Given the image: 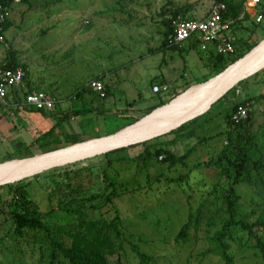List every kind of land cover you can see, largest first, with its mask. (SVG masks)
I'll list each match as a JSON object with an SVG mask.
<instances>
[{"label":"rangeland","instance_id":"374dc122","mask_svg":"<svg viewBox=\"0 0 264 264\" xmlns=\"http://www.w3.org/2000/svg\"><path fill=\"white\" fill-rule=\"evenodd\" d=\"M215 1L62 0L59 4L44 7L36 2L31 9L16 3L11 8L12 25L5 36L9 45L18 53L20 62L27 60L33 53L35 60L32 61V66L36 70L38 68L36 57L38 59V56L43 55L42 47L50 48L59 44L61 48L51 50L47 54L48 59H45L49 75L53 74L51 71L56 70L62 74L75 63L77 68L82 70L84 68L82 65L86 63L85 57L89 58L92 54L103 61L101 64L103 68L105 65L110 71L120 68L121 78L125 80L122 85H126L128 89L117 94L115 101L123 114L105 117L101 120L105 122L104 124L101 121L95 122L93 117L84 118L85 121L79 126L82 133L79 135V141H86L112 134L131 122L132 118L126 115L128 104L135 102L139 106L144 104L150 106L156 97L151 92V81L158 75L170 81L174 89H178L177 86L181 84V91L210 78L211 68H207L199 61L198 47L185 49L181 54L178 51L154 49L160 45L162 10L166 12L164 18H169L167 10L172 11L174 8L185 9L191 17L200 18ZM257 10L263 15L260 27L254 32L256 41L259 42L264 38V10L260 6ZM96 18L101 22H94L96 23L94 25L91 19ZM251 22L253 21L246 23L250 29ZM243 36L247 37L248 34ZM6 48L5 44H0V63L5 57ZM78 81L77 86L80 88L82 86ZM238 89L241 100L264 91V70L240 83ZM16 90L21 96V87L17 86ZM11 95L13 96L10 92L8 96ZM228 108L229 105L204 114L202 119L199 118L194 124L217 114L210 123L204 124L205 128L202 131H197L196 138L176 137L174 140L175 137L169 135L159 138L164 142L173 140L170 144H165V148L176 157L183 156L197 146L204 136H211L226 129L225 111ZM134 109L137 108L134 106ZM55 110L54 108L52 112ZM255 110L260 120L262 109L256 106ZM133 111L137 113L138 109ZM138 116L142 117V112ZM74 129L76 128L72 127L73 131H77ZM0 141V163L41 153L30 146L19 151H11L5 147L2 139ZM223 144L222 138H215L208 146H197L183 165L173 162L156 163L155 167L139 173L135 161L106 166L107 159L104 156L52 170L20 182L26 193L24 196L20 195L21 201L24 202L21 207L34 212L53 234L58 230H72L80 225L81 219L78 214L96 221L100 218L99 214L102 218L111 220L117 212L121 220L122 249L108 257L109 264H139L133 248L153 258V264H223L217 255L211 253L203 255L210 249L208 237L219 226L218 218L224 217L219 199H216L220 197L218 193L209 195L207 201L201 202L206 197L204 192L206 187L203 185L208 187L210 183L216 182L217 172L195 168L196 164L208 160L219 152ZM65 147L67 146L63 148ZM139 151V147H135L114 153L112 156H129ZM79 169L83 170L75 175ZM180 177L187 178L184 182L177 181ZM109 179L115 180L119 195L113 198L112 204L106 206L104 200L112 192ZM235 189L240 197L239 219L253 221L254 214L259 208V198L249 184L240 183ZM7 196L8 190L3 189L0 193L1 200H7ZM203 203L204 206L201 208L205 209L202 211L201 222L189 230L185 243H177L175 236L187 221L188 215L197 212ZM211 203H214V208L210 206ZM65 208L79 211L68 215L63 210ZM2 209L5 212L10 210L6 205L2 206ZM11 210L19 209L11 207ZM235 237L243 240L247 238L239 231H236ZM49 240L50 237L42 231L35 234L25 232L21 237L15 235L11 221H5L0 215V264H49L47 261ZM65 244L69 246L70 239L65 238ZM231 254L234 264H264L255 251L247 247L239 248L236 243L231 246Z\"/></svg>","mask_w":264,"mask_h":264},{"label":"trees","instance_id":"16d2710c","mask_svg":"<svg viewBox=\"0 0 264 264\" xmlns=\"http://www.w3.org/2000/svg\"><path fill=\"white\" fill-rule=\"evenodd\" d=\"M244 1L245 0L241 2H238L237 0L215 1V3H222L225 5L226 11L223 16L234 20L232 34L236 38V50L232 58L219 55L212 50L204 53L199 52L200 59L204 60L206 65L211 67L210 77L215 76L227 66L239 60L258 43L254 32L257 27H260V23H255L254 21L251 22L252 28L250 29V27L246 25L248 22L247 16L243 17L242 20H237V17H239L242 12ZM0 2L3 6L11 10L12 6L16 3H21L27 6L28 9H31L36 5V2L44 7L59 4L62 0H0ZM259 6L264 10V0H260ZM167 12L170 14L169 18H164L163 15L166 14L164 10L160 13L162 17L160 22L161 29H159L161 40L158 51L171 50L178 51L181 54L183 52L182 47L174 45L169 46V39L173 33L172 21L178 15L182 17L186 16L187 12L185 9L180 8H174L172 11L167 10ZM11 25L12 23L10 19H8L0 28V36L3 37V42L0 44H5L7 47L5 57L0 63V73L17 67H21L26 71L25 66L19 61L18 53L13 50L11 45H9L5 36L6 31ZM245 34H248V36L244 37L243 35ZM205 80L206 79L203 81ZM166 84L167 82L164 80H159L157 82V85L160 86ZM187 85H189V83H187ZM153 86L154 85L152 84V87ZM108 88L104 87L105 94L109 93ZM231 89L232 88L225 90L222 94ZM179 93L180 91L175 90L168 96V98H164L160 96V94H157L155 102L143 110L142 115L148 114L156 107L164 105ZM246 104L251 106V111L248 113L247 119L238 125H233L230 121L231 113L234 112L237 107L245 106ZM129 105L131 104H128L127 106ZM256 106L262 109L259 116L260 120L257 118L258 115L255 110ZM36 112L44 113L45 111ZM89 112V110L76 111L72 112V114L73 117H75ZM225 113L227 119L226 129L211 136H204L197 143V146H208L211 140H214L215 138H222L224 143L219 152L211 156L208 160L195 165L196 169L204 168L217 172L218 179L216 182L210 183L208 187L203 185L206 187L204 191L206 197L203 198L201 202L207 201L209 195L218 193L220 197H217L216 199H219V203L221 204L224 213L223 218H218L219 226L216 227L215 231L208 237L210 249L205 251V254L203 253V255L211 253L219 256L223 264H234V258L231 254V246L233 243H236L239 248L247 247L248 249L255 251L261 261L264 262V91L231 106L225 111ZM216 115L217 114L208 116L199 124H194L199 118H203V116H201L165 136H174V140L176 137L189 139L196 138L197 131H202L205 128L204 124L208 122L210 123ZM64 117L65 119L69 118V114H64ZM131 118V122L128 124L135 122L140 117L137 116ZM192 124L194 125L191 127ZM121 128H118L117 130ZM59 134L55 132V127L52 126L46 132L35 137L30 146L35 147L38 152L47 153L79 142V138L75 134L62 133L60 131ZM160 139L161 138H156L142 144L106 154L104 155L107 159L106 166H110L112 163L135 161L137 163V172L139 173L144 169L155 167L156 163L163 164L173 162L174 164L177 163L183 165L197 148V146H194L183 156L176 157L169 153L167 148H165V144L168 145L173 140L164 142ZM135 147H139L140 151L133 155L112 156L114 153ZM81 170L83 169H79L74 174H80ZM85 171H87V169ZM186 178L187 177H180L177 181L184 182ZM109 183L112 186V192L108 194L104 200L106 206L112 204L113 198L119 195L116 191L115 180L112 181L109 179ZM240 183L249 184L260 200L258 211L254 214V220L251 222L242 218L239 219L238 217V203L240 197L237 194L235 187ZM3 189L8 190V198H6L7 200L5 201H2L0 198V215L5 218V221H11L14 233L19 237L25 232L35 234L36 232L42 231L46 233V235L50 237L48 242L50 246L47 253V261L49 264H109L108 257L117 254L122 249L121 241L123 238L120 231L121 220L117 212H115V216L111 220L102 218L99 214L100 218L96 221H92L81 214H78L81 219L80 225L76 228L74 227L75 229L73 228L72 230L67 231L58 230L56 234H53V231L51 232L50 229L43 224L40 218L36 217L34 212L26 210V207H21L24 202L21 201L20 195L24 196L26 193H24V189L20 182L0 187V193ZM9 196H11V198ZM9 200L10 202H8ZM5 205L10 208V210H8L9 212H5L2 209V206ZM80 206L82 207V205ZM203 206L204 203L199 206L200 209H198L197 212L188 215L187 221L175 236V241L177 243H185L188 240L189 230L201 222L202 211L205 209L201 208ZM210 206L214 208V203H211ZM11 207H16L19 210H11ZM20 208H22V210ZM63 210L68 215L75 214L79 211L75 209L70 210V208H65ZM71 224L74 225L73 222H71ZM236 231H239L247 238L243 240L242 238L235 237ZM35 237L36 236L34 235V238ZM65 238L68 240L70 239L69 246H66ZM133 251L136 254L139 264H153V258L138 251L136 248H133Z\"/></svg>","mask_w":264,"mask_h":264},{"label":"crops","instance_id":"0c3cea01","mask_svg":"<svg viewBox=\"0 0 264 264\" xmlns=\"http://www.w3.org/2000/svg\"><path fill=\"white\" fill-rule=\"evenodd\" d=\"M91 22L95 25L96 23L94 22L100 23L101 21L96 18L95 20L91 19ZM89 26H91V23ZM60 48L59 44L56 46L52 45L50 48L42 47L43 51L41 53L43 55L40 57L38 56V59L36 57V64L38 66L37 70L32 66V61L35 60L34 56H32L33 53L27 58V60H22L21 62L26 70L25 79L18 86L21 87V96L19 91L16 90L17 87L10 88L8 94L11 92L13 96L11 95L9 97L7 94L6 104L0 107V139L5 143V147L11 151H19L28 148L35 137L46 132L52 126L55 127V132L57 133H59V131H64L62 133L75 134L80 138L79 135H82V133L80 132L79 126L85 121L84 118L87 119L93 117V120L98 122L108 116H121L123 114V111L118 109L115 101V99H117V94L124 93L125 90L128 89L126 88V85H122L125 83V80H122L121 78L120 68L117 67V69L110 71L107 69V65H105L104 69L103 65H101L103 64V61L99 58H95L92 54L89 58L85 57L86 63L82 65L84 67L82 70L78 69L77 64L75 63V65H70V67H72L62 74L56 70L51 71L53 74L49 75L48 73L50 71H48L47 65L45 64V59H48L47 54L51 50L56 51ZM158 48L154 50H158ZM194 48H197V46L192 41L186 42L182 46L183 52L185 49L191 50ZM150 51L153 52V50ZM199 52L204 53L201 50H199L198 53ZM198 59L203 62L207 68H211L206 65L204 60L200 59V56H198ZM86 68L88 69L86 70ZM183 70L185 71V69ZM58 76L59 78H57ZM77 77L80 79V86H82L80 88L77 86ZM95 80L100 81L105 88L109 87V93H106L104 99H99L97 94L89 87V83ZM152 80L151 87L152 84L157 85L159 80L167 82L166 85L169 88L168 92L160 94V96L164 98H168V96L175 90L181 92V84L177 86L178 89H174V87L171 86L170 81L165 80L162 76L158 75L157 78ZM34 91L44 92L53 98L54 108L56 109L54 113H39L35 110L24 107L23 102L25 96ZM156 95L157 94H155V96ZM138 99L140 100V95L138 96ZM153 103H151V105ZM134 106L139 112L137 111L136 113V111H133L137 110L134 109ZM147 107H149L148 104L139 106L133 102L131 105L127 106L126 115L129 117H137ZM85 110H89L90 112L73 117L72 112ZM67 113L69 114V118L65 119L64 114ZM54 119L56 121H54ZM102 123L104 124L105 122L103 121ZM63 125L68 127L65 128ZM72 127H75L76 129L74 130L77 131H73Z\"/></svg>","mask_w":264,"mask_h":264},{"label":"water","instance_id":"95a60500","mask_svg":"<svg viewBox=\"0 0 264 264\" xmlns=\"http://www.w3.org/2000/svg\"><path fill=\"white\" fill-rule=\"evenodd\" d=\"M264 70V38L239 60L207 80L191 85L162 106L104 137L47 153L0 163V187L66 168L167 135L206 113L242 102L240 83ZM230 91L220 94L229 86ZM220 94V95H219Z\"/></svg>","mask_w":264,"mask_h":264},{"label":"built area","instance_id":"2783aa9c","mask_svg":"<svg viewBox=\"0 0 264 264\" xmlns=\"http://www.w3.org/2000/svg\"><path fill=\"white\" fill-rule=\"evenodd\" d=\"M260 0H245L242 5V12L237 20H242L247 16V21L261 23L263 15L257 8ZM226 7L222 3H214L208 8L206 13L200 18H194L190 15L184 17L178 15L172 21L173 33L169 39V46L182 47L184 43L192 41L203 52L212 50L213 52L232 58L236 50V38L232 34V25L234 20L226 18L223 14ZM11 10L3 6L0 2V28L4 22L10 19ZM3 37L0 36V43ZM25 77V71L21 67L11 70H5L0 73V107L6 104L8 90L19 86ZM89 87L94 91L99 99H104L105 89L100 81H92ZM167 85H154L151 89L154 94L167 93ZM24 107L36 111L52 112L54 108L53 98L41 91H34L25 96ZM251 106H239L231 113L230 121L233 125H238L247 119Z\"/></svg>","mask_w":264,"mask_h":264},{"label":"bare ground","instance_id":"6f19581e","mask_svg":"<svg viewBox=\"0 0 264 264\" xmlns=\"http://www.w3.org/2000/svg\"><path fill=\"white\" fill-rule=\"evenodd\" d=\"M233 86H235V85H233ZM233 86L231 85V86H229L228 88H226L225 90H227V89H229V88H232ZM225 90H224V91H225ZM224 91H222V92H224ZM222 92H221V93H222ZM221 93H220V94H221Z\"/></svg>","mask_w":264,"mask_h":264}]
</instances>
